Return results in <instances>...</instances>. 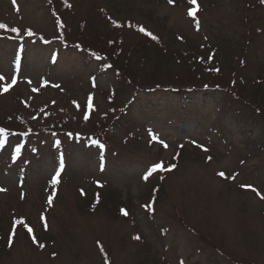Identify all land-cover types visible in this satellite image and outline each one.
Here are the masks:
<instances>
[{"label": "rangeland", "instance_id": "rangeland-1", "mask_svg": "<svg viewBox=\"0 0 264 264\" xmlns=\"http://www.w3.org/2000/svg\"><path fill=\"white\" fill-rule=\"evenodd\" d=\"M60 1L65 6L59 3L55 19L47 0H0V23L7 26L0 33L25 38L0 37L6 77L0 83L17 76L0 92V125L20 126L22 118L39 127L31 117L46 112L69 118L62 132L53 128L27 139L19 154L14 149L21 143L11 133L4 138L10 143L0 148V188L6 189L0 191V264H105V254L110 264H264V115L258 111L264 104V4L67 0L68 7ZM191 7H198V27L187 15ZM55 22L69 44L30 39L58 38ZM29 29L32 36L25 34ZM115 48L120 56L111 61L113 71H99L105 61L96 57ZM86 50L95 59L88 60ZM158 85L199 86L205 103L195 112L191 101L190 118L168 117L180 108L171 96L151 93ZM238 99L255 109L247 108L243 119L238 116L247 110ZM128 103L118 130L106 136V159L97 160L98 149L76 133L94 132ZM157 163L165 170L144 180ZM15 219L33 229L36 243L23 225L12 227Z\"/></svg>", "mask_w": 264, "mask_h": 264}, {"label": "trees", "instance_id": "trees-1", "mask_svg": "<svg viewBox=\"0 0 264 264\" xmlns=\"http://www.w3.org/2000/svg\"><path fill=\"white\" fill-rule=\"evenodd\" d=\"M47 1L49 3V7L51 8L50 10H51L53 17L55 19H59V17H60L59 3H61L62 1H60V0H51V2H49V0H47ZM63 5H64V3H63ZM55 24L58 28L61 29L59 23L55 22ZM134 29L136 30L137 28H134ZM5 33L6 32L0 33V35H6ZM57 33H58V38H56V39L58 40L62 36L60 39L63 41L64 34H65L64 31H59ZM6 36L10 39H13V40L21 39L20 37H22V36L10 35V34H8ZM34 37H38L39 39H45L46 38L43 35H35ZM145 38L149 42L153 41V39H151L149 37L148 38L145 37ZM153 42H157V40H154ZM76 44H77V42H76ZM77 45H79V44H77ZM79 46L82 47L81 45H79ZM116 47H117V45H116ZM149 47H150V45L148 46V48ZM82 49L84 50L83 47H82ZM146 50H148V49H146ZM86 54H87L88 60L91 59L93 56V54L87 50H86ZM119 56H120V52H119L118 48L112 49L111 51L107 52V54H104L102 57V59L105 61L104 62L105 63L104 68H101L99 71L104 73V72L108 71L107 69H109V68L113 69L114 67L111 64V61L117 59ZM179 60L183 61L184 59L179 58ZM108 65H111V67H107ZM119 86H122V85H119ZM199 88H200L199 86L193 87V88H187V87L173 88L171 86L162 87L161 85H158V86L152 88L150 91L154 95L158 94V95H164V96L166 95L168 97L171 96V98L175 101V104L177 103V105L179 106L180 110L179 111L175 110V111L169 113L168 117L175 118L176 120L181 121L180 119H185V118L191 117V113L187 112V110H186L189 105H192L191 101H194V103H195V109H196L195 112L199 109L198 106L204 105V103H205L204 99H200L199 96L196 94L197 93L196 91ZM203 88H205V87H203ZM120 93H122V92H120ZM234 96H236V95H234ZM227 100H230V102L232 101L231 98H228ZM252 100L255 102H258V101H256V99L254 97L252 98ZM238 101L241 102V106H240L241 110H243V111L247 110L245 116H238V118L243 119L244 117H248L247 112L250 113V111L248 109H254V108L250 107V104L248 102H244V101L242 102L240 99H238ZM129 104L130 103L125 105L122 109L119 107L114 109V111L118 112L119 115L116 116V118H114L113 120L108 119V118L106 121H105V119L101 120L99 123H97V126H96V127H99V129H96L94 132H91V133L89 132L87 134H80L78 132L76 133L77 135H81L79 137L81 140L88 142V143L87 142L85 143L86 145L92 146V148H93L92 150L95 151L96 149H98L97 152H99V153H98L97 160L103 161L106 159L105 156L108 153L107 146L105 144V142H106L105 139H107L106 136L107 135L111 136L112 134H114L118 130V126L121 124V120L125 117L126 114H128V110L130 108ZM258 111L263 113L261 115H264V104H260ZM85 112H86V110H85ZM194 113L192 115V118H197V116L199 118L202 117V115L194 114ZM241 113H242V111L238 112V115H240ZM31 118H33V120H35L34 123L39 120L40 126L39 125H38L39 127L30 126L29 124L24 123L23 119L21 118L19 120L20 126H18L16 123V124H14L15 127L6 126V125L3 127L0 125V127L7 129L9 132V135H10V133H11V135H13L12 133H15V135H13V136H15L16 138H19V140L24 143L29 138L37 137V136H39L45 132H51L53 128L57 129V131H59V132H62L60 130H62L63 128H66V126L68 124V121H66V120H69L68 117L64 118L63 114L54 113V112H52V113L46 112L45 114H43L41 116L33 115ZM101 131H103V132L100 133ZM65 132H67V131H65ZM22 133H27V135H21ZM91 140H98V141H100V143H103L105 145L104 149L100 150L97 145H94L91 143Z\"/></svg>", "mask_w": 264, "mask_h": 264}, {"label": "snow or ice", "instance_id": "snow-or-ice-1", "mask_svg": "<svg viewBox=\"0 0 264 264\" xmlns=\"http://www.w3.org/2000/svg\"><path fill=\"white\" fill-rule=\"evenodd\" d=\"M49 2H51V0H49ZM64 2L66 4V6L71 7V5H68L67 4V0H64ZM15 3H16V0H13V4L14 5H15ZM168 3L169 4H173L174 3V0H168ZM189 3L191 5H197V0H189ZM260 3L261 4H264V0H260ZM197 11H198V7H191V8L188 9L187 15L189 17H192L193 20L197 21V27H198V18L196 16ZM111 22H112V24L115 27H121V25L117 21L112 20ZM129 27H133V25H129ZM6 28H7V26L5 24L0 23V29H6ZM137 30L139 32L145 34L146 36L151 37V39H153V40H157L158 39V37H156L155 35H153L151 32L147 31L144 27H138ZM10 31L11 32H14V33H19V29L15 28V27L11 28ZM25 34L28 35V36H32L34 33L32 32L31 29H29V30H27V32ZM77 47H79V45H77ZM96 59H102V58L99 57V56H97ZM107 67H111V65H108ZM5 80H6L5 75L2 74V73H0V82L5 81ZM28 82L31 83V81H28ZM16 83H17V76H16V74H13L12 77H11V83H0V92H7ZM46 83H47V81H43L42 82V86L44 84H46ZM93 86H95V82L94 81H93ZM56 87H59V85H56ZM32 90L33 91H38V89H36V88H33ZM88 99H89V105L88 106H89V108H92V103H91L92 96L90 95ZM84 118L86 120L88 119L87 113H85ZM12 134L15 135V133H12ZM7 135H9L8 130L5 129V128L0 127V147H2L4 145V143H5V139L4 138ZM21 135H27V133H22ZM149 136L151 137V139L153 141H157V142L163 143V141L160 140L159 137L154 132H152L151 130H149ZM91 143L94 144V145H97L100 150H103L104 147H105V145L103 143H100V141H98V140H91ZM193 143H195V141H193ZM197 146L198 147H203L202 145H197ZM165 147H167L166 144H165ZM203 150L204 151H207L208 149L207 148H204ZM33 151H35V149H33ZM14 152L16 154H19V152H20V146H17L14 149ZM208 159L211 160V157H208ZM175 167H176V165H174V164L168 165L167 168H166V170L167 171H171ZM62 168H63V159L61 158L60 164H59V168L56 169V173L52 177V180H51V182H52L53 185H55L57 183V178L60 176V169H62ZM157 170H165L164 165L162 163L154 164L150 169H148L145 172L143 179L144 180H147L149 178V176H151L152 173L155 172V171H157ZM217 175H219L221 177H224L225 176V173L223 171H221V172H218ZM229 178L234 179L235 178V174L232 177H229ZM241 186L242 187H251V185H241ZM252 190L253 191H257L255 188H252ZM0 191H6V189L0 188ZM257 195H260V193L257 192ZM261 198L264 199V196H261ZM48 204L49 205L52 204V197L51 196H49V198H48ZM147 207H148V209L150 211L152 210V206L151 205H147ZM121 212H122L123 215H127L128 214L124 209H121ZM40 219L41 220H45V217H44L43 214L41 215ZM16 225H23L27 229V232H28L29 235H32L33 234V229L31 227H29L27 224H25L22 219H15L13 221L12 227L15 228ZM44 226H45V228H47V223H45ZM13 235H14V233H13ZM12 238H13V236L10 235L9 236V240L11 241ZM133 238L139 240L140 239V236L137 235V236H135ZM32 239H33V243H36L37 242L36 241V237L34 235H32ZM98 245H99V242H98ZM39 247L40 248H44L45 245L40 244ZM100 250H101V252L104 251L102 245H100ZM53 255H55V254H53ZM105 264H110V262L108 260V257H107V254H105ZM181 264H183V261H181Z\"/></svg>", "mask_w": 264, "mask_h": 264}]
</instances>
